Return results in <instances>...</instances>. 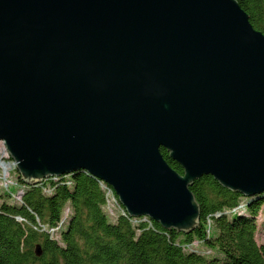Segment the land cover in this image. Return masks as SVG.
<instances>
[{
	"label": "water",
	"instance_id": "95a60500",
	"mask_svg": "<svg viewBox=\"0 0 264 264\" xmlns=\"http://www.w3.org/2000/svg\"><path fill=\"white\" fill-rule=\"evenodd\" d=\"M0 142L28 185L86 171L193 232L197 179L264 196V33L237 0H0Z\"/></svg>",
	"mask_w": 264,
	"mask_h": 264
},
{
	"label": "trees",
	"instance_id": "16d2710c",
	"mask_svg": "<svg viewBox=\"0 0 264 264\" xmlns=\"http://www.w3.org/2000/svg\"><path fill=\"white\" fill-rule=\"evenodd\" d=\"M237 1L254 27L264 33V0ZM161 151L170 166L184 174L170 152ZM73 178L72 188L60 182L52 195L30 185L23 193V204L13 203L10 193L0 189V264H264V243L256 239L264 196L246 199L214 176L205 175L190 186L201 217L199 227L186 233L166 230L155 221L154 228L147 223L134 226L123 216L113 222L105 213L106 195L98 180L86 171ZM244 199L248 200L245 214L214 216L236 208ZM67 208L71 209L70 220L60 239L41 230L40 224L55 227ZM196 240L218 254L209 257L185 249ZM38 245L41 256L36 254Z\"/></svg>",
	"mask_w": 264,
	"mask_h": 264
},
{
	"label": "built area",
	"instance_id": "2783aa9c",
	"mask_svg": "<svg viewBox=\"0 0 264 264\" xmlns=\"http://www.w3.org/2000/svg\"><path fill=\"white\" fill-rule=\"evenodd\" d=\"M12 171H17L18 174L16 163L14 159L10 156L4 142H0V189L10 193L11 195L10 200L13 203L23 204V198H22L23 193L30 185L26 184L25 182L21 183L18 178L13 180L11 177ZM97 180L100 187L105 192L106 204L104 206V209H105V213L108 215L110 219L111 217L118 219L119 217L123 216L127 218L134 226H139L142 223H147L149 228H154L153 220H151L149 217L146 216L140 218L131 217L127 212V210L125 209V207L121 204L119 197L117 196L114 188L110 186L108 183H106L104 180L101 179H97ZM60 182L69 186V188H72L74 186L73 174H66L63 176H52L50 178L45 179L42 183L38 184L37 186H40L43 189L44 194L52 195L56 190L57 184ZM1 203L2 202H0V204ZM247 208H248V200L244 199L240 203V205L237 206L236 208L224 212L215 213L214 216L220 217L224 214L226 215L245 214L247 212ZM117 210H119V212H117ZM70 214H71V209L67 208L64 211L61 220L57 223L55 227L50 228L42 224H40L39 226L42 231L48 232L52 238L60 239L62 231L65 230L69 224ZM16 219L21 223L27 222L26 219L22 217H16ZM208 226H209L208 232L210 233L212 227V219L210 217L208 219ZM35 228L38 229V227ZM192 244L186 245L185 249L190 251Z\"/></svg>",
	"mask_w": 264,
	"mask_h": 264
},
{
	"label": "rangeland",
	"instance_id": "374dc122",
	"mask_svg": "<svg viewBox=\"0 0 264 264\" xmlns=\"http://www.w3.org/2000/svg\"><path fill=\"white\" fill-rule=\"evenodd\" d=\"M18 176H19V173L17 174V171L11 172V177L13 180L17 179ZM117 212H119V210H117ZM111 219L113 220V222H115V220L117 218L111 217ZM257 226H258V230H257V234H256V239H257V242L259 244H263L264 243V206H263L262 211L260 212L259 216L257 217ZM190 251L198 252V253H201V254L209 256V257L218 254V252L216 250L210 249L209 247L202 244L201 241H199V240H196L191 245ZM210 252H211V254H210Z\"/></svg>",
	"mask_w": 264,
	"mask_h": 264
}]
</instances>
